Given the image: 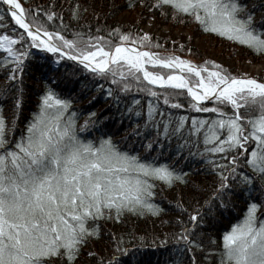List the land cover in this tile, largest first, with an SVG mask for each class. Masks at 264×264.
Returning <instances> with one entry per match:
<instances>
[{
    "label": "trees",
    "instance_id": "16d2710c",
    "mask_svg": "<svg viewBox=\"0 0 264 264\" xmlns=\"http://www.w3.org/2000/svg\"><path fill=\"white\" fill-rule=\"evenodd\" d=\"M225 1L234 7L240 26L264 39V0ZM16 2L29 24L75 57L138 43L160 58L175 54L225 78L240 76L238 65L215 64L192 43L170 42L154 33L141 39V25L152 17L156 27L173 24L221 47L230 44L227 50L240 63L247 57L264 60V47L209 32L201 9L185 11L162 0ZM124 13L136 16L130 21ZM1 35L13 40L0 51L1 191L6 192V182L17 186L24 177H44L51 165L58 170V159L71 152L69 146L76 158L82 148L105 142L147 171L136 173L135 190L117 194L121 202L101 203L83 231L33 257L35 264H232L226 235L240 226L264 227V94L240 92L236 109L220 98L194 104L183 88L151 85L124 60L103 71L89 70L22 29L0 0ZM209 106L223 109L237 123L235 140L227 136L220 144L228 129L215 137L217 113ZM58 113L65 134L47 136L46 120ZM11 154L18 157L13 160ZM156 168L162 175L151 173ZM98 170L135 173L107 161H99ZM11 189L5 207L21 195ZM112 192L109 186L106 194Z\"/></svg>",
    "mask_w": 264,
    "mask_h": 264
},
{
    "label": "rangeland",
    "instance_id": "374dc122",
    "mask_svg": "<svg viewBox=\"0 0 264 264\" xmlns=\"http://www.w3.org/2000/svg\"><path fill=\"white\" fill-rule=\"evenodd\" d=\"M162 1L185 11L201 9L206 14L207 24L205 27L209 32L253 48L264 47V39L245 30L235 21L234 7L225 0ZM17 5L19 4L17 3ZM123 15L130 21L136 16L135 13H124ZM153 33L156 36L168 38L170 42L192 43L202 49L204 55L211 58L215 64H222L226 67L236 64L239 66L240 76L257 77L264 81V60L262 59L253 60L251 57H247L240 63L223 45L222 48L220 44H213L207 37H201L189 29L173 24L156 27L154 19L151 17L141 25V39L148 40ZM5 41L7 40L1 36L0 51H6L9 42ZM129 44L131 47L139 48L138 43ZM109 54V50L95 49L84 58L92 65L102 69L108 61ZM167 58L173 59L181 70V74L188 81L190 79L195 82L191 84L199 92V95L197 94L195 97L197 100L204 99V95L209 94L226 80L215 69L200 67L192 59L180 58L175 54ZM112 60H124L131 67L141 70L144 79L151 84L185 86L184 78L178 72L168 67L170 71L165 67L167 64L157 62L153 58L134 56L126 51ZM145 63L152 67H165L169 73L164 75L154 70H147ZM225 90L218 97L228 100L234 97L235 101L239 100L238 95L243 91L263 92L260 86L250 84H232ZM51 105L52 102L45 104L46 107ZM208 109L217 113L215 126L218 128L219 134H216L215 137L220 135V130L224 127L228 129V134L220 139V144L227 139V136L228 138L231 136L235 140L238 134L237 123L221 108L209 106ZM58 118L59 113L47 118L45 123V127H48L49 130L47 136H52L57 132L65 134V128ZM262 124L260 121L259 125ZM37 130L39 131L38 135L45 136L46 133L42 128H37ZM69 150L71 152L63 153L64 156L58 159L56 165L60 171L55 169V165H51L48 167L49 169L47 168L44 177L36 175L30 178L24 177L23 182L17 186H13L12 182L3 184L6 192L0 190V198H3L0 200V264H35L32 260L33 257L47 254L58 242L65 243L66 239H69V242L72 241L78 233L84 230L86 219L90 218L91 212H96L102 205L101 203L108 204L109 200L113 203L121 202L122 198L117 194L124 190H135L140 179L136 173L144 175L147 172L145 165L135 164L123 155L115 153L113 149L106 146L105 142H100L99 146L94 148H82L76 158H73L75 149L69 146ZM11 155L13 160L18 157V155ZM99 161H107L135 173L123 174L122 170L116 173H106L98 170ZM11 164L13 167L17 166ZM156 169L151 173L162 175V168ZM109 186L113 187V192L106 194ZM11 187L13 188L11 189ZM10 189H15V192L18 190L21 195L17 194L13 201H9L10 205L5 207L6 194ZM125 200H129V198L125 196ZM27 201L29 202L25 205ZM246 226L233 228L225 237V242L230 247L231 262L232 264H264V227ZM61 239H63L62 242Z\"/></svg>",
    "mask_w": 264,
    "mask_h": 264
},
{
    "label": "water",
    "instance_id": "95a60500",
    "mask_svg": "<svg viewBox=\"0 0 264 264\" xmlns=\"http://www.w3.org/2000/svg\"><path fill=\"white\" fill-rule=\"evenodd\" d=\"M3 3H4V6L7 8V10L10 12V8L9 6L4 2V0H2ZM18 24L24 29L26 30L28 33H30L31 35L35 36V37H39L41 39H44L53 49L59 51L60 53L64 54L65 56H67L69 59L73 60L74 62L76 63H79L81 65H84V66H87L91 69H94V70H98L97 68H95L94 66H92L91 64L87 63L84 59L82 58H78V57H73L71 55H69L68 53H66L64 50H62L52 39L51 37L44 31L32 26L31 24H29L26 19L24 18V16L21 15L19 16V19L17 20ZM117 45H121L123 47H125L127 50H130V51H140L141 53H143L144 55H147V56H152L153 55L146 51V50H141V49H137V48H131L129 47L127 44H117ZM117 45H115L114 47H116ZM111 49L110 53L112 52L113 48ZM156 60H158L156 58ZM113 60L110 58V54H109V58H108V61H107V65H109ZM106 65V66H107ZM176 69V68H175ZM186 84L188 87H190V84L187 82V80L184 78ZM233 80H236V81H239V82H249V83H257V84H261L264 86V82L258 80L257 78H254V77H242V78H236V79H233ZM232 80V81H233ZM218 89L215 90L206 100H209L210 98H212L213 96H215V94L217 93Z\"/></svg>",
    "mask_w": 264,
    "mask_h": 264
},
{
    "label": "bare ground",
    "instance_id": "6f19581e",
    "mask_svg": "<svg viewBox=\"0 0 264 264\" xmlns=\"http://www.w3.org/2000/svg\"><path fill=\"white\" fill-rule=\"evenodd\" d=\"M4 2L9 6L11 15L16 20H18L19 16L21 15V11L19 9V6L15 2V0H4ZM230 46H231L230 44H223V47H225L226 49H229ZM126 51H127V49L125 47H123L121 45H117L116 47L113 48L112 52L110 53V58L113 59L114 57H117V56L121 55L122 53H124ZM131 53L134 56H141V54H142L140 51H136V50L135 51H131ZM87 63H90V62L87 61ZM171 65L178 68V65H176L175 62H171ZM237 77L239 78V76H237ZM232 84H234V82L233 83H227V79H226L223 84L219 85L220 86V92L226 91L225 89L227 88V86L232 85ZM189 94L192 97H196L197 96V92L194 89H192V88H190ZM209 101L210 100H208L206 102H209Z\"/></svg>",
    "mask_w": 264,
    "mask_h": 264
}]
</instances>
